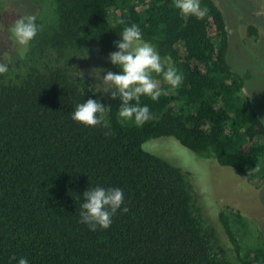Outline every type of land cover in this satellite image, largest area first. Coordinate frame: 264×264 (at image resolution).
<instances>
[{"label":"trees","instance_id":"16d2710c","mask_svg":"<svg viewBox=\"0 0 264 264\" xmlns=\"http://www.w3.org/2000/svg\"><path fill=\"white\" fill-rule=\"evenodd\" d=\"M28 1L49 14L35 15L43 30L0 75V264L21 257L28 264H264V238L246 218L225 208L220 231L191 173L143 149L173 138L264 185V123L244 92L251 74L227 62L229 35L216 2L200 0L209 11L198 19L174 0ZM131 24L184 75L173 89L154 74L163 94L141 96L153 117L143 126L119 117V97L101 88L105 72L70 75L80 63L121 72L108 54ZM248 34L254 39L255 28ZM88 99L109 107L111 135L71 119ZM96 186L121 188L129 211L92 231L79 212L83 192Z\"/></svg>","mask_w":264,"mask_h":264},{"label":"rangeland","instance_id":"374dc122","mask_svg":"<svg viewBox=\"0 0 264 264\" xmlns=\"http://www.w3.org/2000/svg\"><path fill=\"white\" fill-rule=\"evenodd\" d=\"M214 1L223 13L229 35L227 62L234 72L251 74L245 82L244 92L250 97L258 117L264 123V0ZM40 11L45 16L49 14L39 3L0 0V62L5 52L13 57L12 62L20 58L19 46L11 38L10 28L15 22L11 19L21 15L35 16ZM249 26L256 30L254 39L248 34ZM79 68L84 74L91 75L89 64L80 63ZM143 149L163 156L161 158L191 173L192 182L202 197L201 203L214 222L218 212L225 208L238 211L248 220L252 232L264 238L263 184L251 182L231 168L218 165L213 158H198L173 138L149 140ZM216 225L222 231L217 221ZM222 238L228 245L223 234Z\"/></svg>","mask_w":264,"mask_h":264},{"label":"clouds","instance_id":"9594fccd","mask_svg":"<svg viewBox=\"0 0 264 264\" xmlns=\"http://www.w3.org/2000/svg\"><path fill=\"white\" fill-rule=\"evenodd\" d=\"M174 7L181 14L198 19H204L209 11L207 6H201L200 0H174ZM119 23L125 24V21L121 20ZM42 30V26L36 23L35 16H21L15 20L10 33L15 44L19 46L18 55L20 57L28 52L31 42ZM120 38L119 42L113 41L118 50L110 52L108 59L113 65L118 66L121 72L113 73L97 67L92 70L91 76L93 79H100V73L105 72L102 77L103 87L97 85L104 89L103 92L111 89L112 99L119 97V117L133 121L137 126H143L153 117L147 105L141 106V96H147L156 101L163 94L160 81L154 78V74L162 76L163 80L173 89L180 87L184 75L173 65L170 58H162L150 42L142 39V33L137 24L126 25ZM12 59L13 57L7 52L2 54L0 75L8 71ZM71 68L70 75L83 80V71ZM133 101L135 103H131ZM108 110L109 107L101 104L99 100L88 99L75 106L71 119L85 126L106 128L108 131L105 135H111L110 125L105 119V113ZM254 170L259 171V167L256 166ZM122 205H124L123 208ZM118 210L123 213L129 211L127 205L124 204V194L121 188L105 189L101 186L87 188L82 194L80 203V222L92 231L98 227L108 229L112 224V217ZM10 259L15 260L16 257L13 256ZM17 264H28V260L21 257Z\"/></svg>","mask_w":264,"mask_h":264}]
</instances>
